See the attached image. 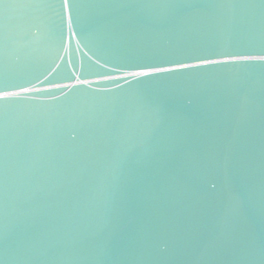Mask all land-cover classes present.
Wrapping results in <instances>:
<instances>
[{"label":"water","instance_id":"obj_1","mask_svg":"<svg viewBox=\"0 0 264 264\" xmlns=\"http://www.w3.org/2000/svg\"><path fill=\"white\" fill-rule=\"evenodd\" d=\"M0 264H264V0H0Z\"/></svg>","mask_w":264,"mask_h":264}]
</instances>
